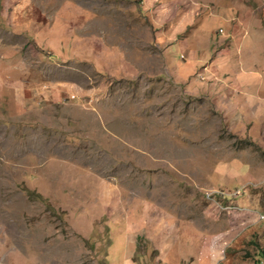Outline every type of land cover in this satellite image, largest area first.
Listing matches in <instances>:
<instances>
[{"label":"rangeland","instance_id":"rangeland-1","mask_svg":"<svg viewBox=\"0 0 264 264\" xmlns=\"http://www.w3.org/2000/svg\"><path fill=\"white\" fill-rule=\"evenodd\" d=\"M200 251L264 264V0H0V264Z\"/></svg>","mask_w":264,"mask_h":264},{"label":"crops","instance_id":"crops-1","mask_svg":"<svg viewBox=\"0 0 264 264\" xmlns=\"http://www.w3.org/2000/svg\"><path fill=\"white\" fill-rule=\"evenodd\" d=\"M202 252H203V250H202ZM202 252L200 251V253L199 254H197V256L195 257V258H193V259H195L192 263H189V264H201L202 262H201V259H202V257H203V255H202ZM128 260V259H127ZM125 260V263L124 264H127V263H132V260L130 259V260ZM201 262V263H200Z\"/></svg>","mask_w":264,"mask_h":264},{"label":"built area","instance_id":"built-area-1","mask_svg":"<svg viewBox=\"0 0 264 264\" xmlns=\"http://www.w3.org/2000/svg\"><path fill=\"white\" fill-rule=\"evenodd\" d=\"M215 192H219V191H214V190L208 191V192L206 193V196H207V197H211V194H214ZM221 194H228V193H226V192H222V191H221Z\"/></svg>","mask_w":264,"mask_h":264}]
</instances>
